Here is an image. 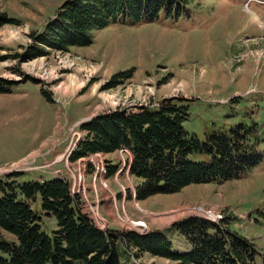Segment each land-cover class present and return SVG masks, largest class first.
Listing matches in <instances>:
<instances>
[{
  "label": "rangeland",
  "instance_id": "1",
  "mask_svg": "<svg viewBox=\"0 0 264 264\" xmlns=\"http://www.w3.org/2000/svg\"><path fill=\"white\" fill-rule=\"evenodd\" d=\"M64 1L0 0V13L9 19L0 25V77L16 83L11 92L0 93V180L15 173L20 183L51 180L57 169L64 177L78 179V163L70 157L78 134L84 135L83 122L121 107H157L163 100L184 98L190 104L184 127L201 141L214 129L257 123L251 142L260 156L258 163L240 178L192 184L139 202L125 154H99L100 163L117 165V173L107 175L110 191L104 181L97 190L92 186L91 155L81 158L87 166L84 170L82 164L80 176L87 172L88 179L80 194L84 206L90 211L98 204L100 212L94 215L99 223L93 213L91 219L109 230L108 220L114 224L103 209L108 203L120 221L116 225L138 233L189 216L215 221L223 213L221 224L254 243L259 251L255 264H264V0H251L247 8V0H193L181 14L161 12L151 22L111 23L94 32L90 46L70 52L48 49L46 55L27 61L18 58L36 45L33 33L43 30ZM251 12L259 13L261 23L251 19ZM126 70H133V77L111 86L112 77ZM45 138L48 149L40 148ZM190 157L208 159L204 154ZM17 164L21 166L15 168ZM28 165L36 169H20ZM31 207L41 216L42 228L52 234L57 219L43 213L39 195ZM165 234L173 252L192 251L190 241L176 229ZM118 252L121 264H173L149 254L133 257L122 243Z\"/></svg>",
  "mask_w": 264,
  "mask_h": 264
},
{
  "label": "trees",
  "instance_id": "2",
  "mask_svg": "<svg viewBox=\"0 0 264 264\" xmlns=\"http://www.w3.org/2000/svg\"><path fill=\"white\" fill-rule=\"evenodd\" d=\"M191 1L66 0L43 30L33 33L36 45L18 58L27 61L46 55L48 49L70 52L74 47L90 46L94 32L111 23L151 22L161 12L181 14ZM8 20L0 13V25ZM132 77L133 70L121 71L110 84ZM15 84L0 77V93L11 92ZM42 93L51 100L48 91ZM189 106L184 98H170L157 107L103 112L80 125L84 135L70 158L76 161L94 153L129 149L133 154L130 171L139 179V200L176 193L192 184L240 178L258 163L260 156L251 142L257 123L214 129L201 141L184 127ZM192 154L208 155V159L195 161ZM116 169L110 165L109 174ZM19 176L15 173L0 180V264H121L120 243L138 259L149 254L173 264H255L258 252L246 236L205 218L189 216L169 228L183 234L193 247L191 252L177 253L172 251L166 230L100 229L82 212L80 197L71 194L69 183L59 177L20 183ZM38 195L43 213L57 219L58 228L52 234L42 228L41 216L31 207Z\"/></svg>",
  "mask_w": 264,
  "mask_h": 264
},
{
  "label": "built area",
  "instance_id": "3",
  "mask_svg": "<svg viewBox=\"0 0 264 264\" xmlns=\"http://www.w3.org/2000/svg\"><path fill=\"white\" fill-rule=\"evenodd\" d=\"M79 135V139H80V137H81V135L80 134H78ZM79 139H77V141L79 140ZM76 141V142H77ZM78 143V142H77ZM77 143H75L74 144V146L75 145H77ZM120 152L122 153V154H125V153H130L129 152V150L127 149V148H122L121 150H120ZM100 153H95V154H91L92 156H93V162H94V171L92 172V175H93V177H92V183H93V187H94V189H96L97 190V185H98V183L101 185L102 184V182L104 181V183H105V185L107 186V190H109L110 191V188L108 187V183H107V175H108V173H109V166L111 165L110 163H109V165H107V164H105L102 160H101V163H100V159H99V157H100V155H99ZM91 155H89V156H91ZM125 161H126V159H125ZM125 161H124V164H126L125 163ZM77 163H78V167H79V173L77 174L78 175V179H77V176L75 177H73L72 179H71V177H64L63 175H62V173H63V171L62 170H55L54 171V174L55 175H57L58 177H61V178H63L65 181H67L69 184H70V190H71V194L72 195H74V196H76V195H78L79 197H80V200H81V202H80V204L83 206V210H82V212L83 213H85V214H87L88 216H89V218L91 219V216H92V213H93V216H92V218L93 219H95L96 220V222H98L99 223V220L95 217V215H94V211L95 210H98V208H99V205L97 204L96 205V207H91V210L89 211V209H86V207L84 206V200H83V198L81 197V193H83V191L82 190H86V188H87V182H88V179H87V172L86 173H84V175H82V176H80L81 174H80V171H81V169H82V164H83V169L84 170H86V166H87V164H86V161H85V159H78L77 160ZM23 165H26V164H23ZM21 165L20 164H17L16 166H15V168H19ZM44 168V166L42 167V169ZM20 169H29V170H34V169H36V167L34 166V165H28V166H24V167H22V168H20ZM39 170H41V169H39ZM42 171V170H41ZM122 191L124 192V193H126V188L122 185ZM134 195H135V192H134ZM82 198V199H81ZM99 211V210H98ZM100 212V211H99ZM212 212H215V211H213V210H211L209 213L211 214ZM216 213L217 212H215V215H216ZM210 216V215H209ZM218 218H214V219H216L215 221L216 222H218L219 220H222L224 217V214L223 213H219V214H217L216 215ZM92 220V219H91ZM93 221V220H92ZM107 224V223H106ZM102 228H104V227H102ZM146 228V227H145ZM148 228V227H147ZM146 228V229H147ZM138 231H142V232H140V233H146V232H148L149 230H145V229H141V230H138Z\"/></svg>",
  "mask_w": 264,
  "mask_h": 264
},
{
  "label": "crops",
  "instance_id": "4",
  "mask_svg": "<svg viewBox=\"0 0 264 264\" xmlns=\"http://www.w3.org/2000/svg\"><path fill=\"white\" fill-rule=\"evenodd\" d=\"M257 13V12H256ZM258 15H259V13H257ZM260 16V15H259ZM261 17V16H260ZM49 145H50V142H49V140H48V138H45L43 141H42V143H41V146H40V148H43V149H48L49 148ZM36 150H37V148H36ZM33 151H35V149H32V150H30L26 155H24V156H20L17 160H21V159H23V158H25V157H27V155H29V154H31ZM107 155H110V154H107ZM47 156H49V154H47L46 153V157ZM16 160V161H17ZM53 177V176H52ZM132 178L130 179L131 180V182H135V184H137L138 183V179H137V177H135V176H131ZM53 178H55V177H53ZM42 179H44V177H42ZM41 179V180H42ZM134 185V184H133ZM113 190L115 191V189L113 188ZM145 200V199H144ZM137 201V200H136ZM143 201V200H142ZM139 202H140V200H139ZM116 204H117V202H116ZM139 204V203H138ZM130 205H132V202L130 203ZM140 205V204H139ZM141 206V205H140ZM142 207V206H141ZM103 209L105 210V213H106V217H108L109 219H110V221H111V223L112 224H114V226H112L111 224H110V222H109V220H108V218H107V220H108V223H109V225H108V227H109V229H112V227H115L114 228V230H125L124 229V227H122V226H120V227H118V225H116V223H119L120 221H118L115 217H113V214H111V210H113V209H111V206H109L108 207V203L107 204H105V205H103ZM118 210V209H117ZM116 210V211H117ZM125 210L127 211V206L125 205ZM108 215V216H107ZM121 224V223H120ZM169 224H165V225H163V226H157L155 229H153L152 231H154V230H167V229H169L172 225H170L169 227ZM167 260V262H170V260H168V259H166Z\"/></svg>",
  "mask_w": 264,
  "mask_h": 264
},
{
  "label": "bare ground",
  "instance_id": "5",
  "mask_svg": "<svg viewBox=\"0 0 264 264\" xmlns=\"http://www.w3.org/2000/svg\"><path fill=\"white\" fill-rule=\"evenodd\" d=\"M252 14H251V19L253 20V21H256V22H260L261 23V19L258 17V15L257 14H255L254 12H251ZM66 85V84H65ZM68 87V86H67ZM67 91H68V89H66ZM65 91V90H64ZM66 92V91H65ZM64 92V93H65Z\"/></svg>",
  "mask_w": 264,
  "mask_h": 264
}]
</instances>
